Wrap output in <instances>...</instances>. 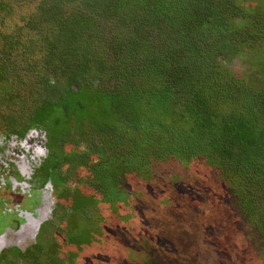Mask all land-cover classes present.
<instances>
[{"label": "rangeland", "instance_id": "374dc122", "mask_svg": "<svg viewBox=\"0 0 264 264\" xmlns=\"http://www.w3.org/2000/svg\"><path fill=\"white\" fill-rule=\"evenodd\" d=\"M80 2L89 3L87 0ZM67 3L72 14L58 13L51 17V13H45L44 18L55 21V32L65 33L66 45H70V41L72 45L76 44L80 58L91 48L92 32L90 24L77 14L83 4L75 7L74 0ZM190 3V14L196 13L197 3L193 0ZM42 5H46L42 0H0V202L3 203H0V253H6L8 257V262L1 260L0 264H264V222H257L261 233L253 223L247 222L254 217L248 209L258 207L259 197L251 195L250 199L247 197V203L240 199L237 202L231 193L235 186L233 171L226 174L228 182L220 173V177L214 178L217 170L206 164L203 155H198L199 160L195 162H185L183 157L179 166L184 174L171 170L174 176L166 177L169 182L150 174V171L142 172L138 177L126 176V190L121 189V196L125 198L118 201L114 197L112 204L100 186L92 188L84 181L88 175L85 164L91 157L94 160L96 155L92 150L91 153L84 150V147L91 146L92 137L77 128L96 125L97 112L87 113L82 119L74 115L66 120H60L57 112H50V118L46 120L45 114L51 108L44 105L50 106L51 99L46 95L42 99L40 94L47 90V84L27 80L28 74L35 72L29 55L35 53V48L41 50L46 46H42L44 41L38 46L31 41L29 45L33 46L23 54V43L17 36L18 27ZM126 7L122 2L115 8L117 21L121 18L119 15L124 17L127 14ZM241 7H249L253 12L237 11L232 19L240 29L239 39L233 43L235 51L225 57L219 55L216 58L217 72L212 74L214 68L210 67L205 69L204 76L209 75V82L211 77L233 74L238 87L264 89V73L261 72L264 71V2L238 0V8ZM70 23L74 27H69ZM23 24L28 26L26 22ZM108 27L111 35L117 33L112 26ZM67 51L73 50L69 46ZM48 56L51 57L49 53ZM20 60L31 65L20 64ZM81 62L85 64L87 61L83 58ZM78 64L80 61L71 56L63 67L65 73L57 75L61 80L58 91L63 97L66 88L76 93L80 81H93L92 77H85L87 75ZM18 72L22 74L19 76ZM38 79L44 81L42 74ZM25 101L28 107H25ZM35 101H38L36 105ZM188 122L181 120L177 124L178 130L185 129L184 124ZM74 147L77 148L75 151ZM173 149L174 157L175 154L188 153L185 149L176 150L175 146ZM190 150L196 152L192 146ZM61 151L66 157L57 159L56 166L68 179L65 177L61 192L65 197L57 199L53 178L44 170L52 169L46 161L56 159ZM78 153L89 156L87 161L81 166L74 164L77 167L72 170L67 169L72 167L70 158L83 159ZM165 153L167 151L162 155ZM163 162L167 163V160ZM16 166L21 180L33 178L44 184L43 188L40 186L41 202L33 214H23L24 224L20 227L12 225L10 215H4V210L19 212L24 203L32 206V198L24 201L30 188L28 182L17 183L12 178ZM78 178L81 181L78 182ZM75 188L77 192L73 191ZM45 200L51 203L46 211ZM56 202L65 207L56 210ZM38 218L42 219L39 225L36 223ZM45 225L47 231L42 235L39 230ZM39 243L42 250L37 247ZM32 247L33 250L37 248L34 255H23V262L12 253ZM48 251L50 256H47Z\"/></svg>", "mask_w": 264, "mask_h": 264}, {"label": "trees", "instance_id": "16d2710c", "mask_svg": "<svg viewBox=\"0 0 264 264\" xmlns=\"http://www.w3.org/2000/svg\"><path fill=\"white\" fill-rule=\"evenodd\" d=\"M193 1L198 10L190 14L191 0H74L75 7L83 4L77 14L90 24L92 32L91 48L78 58L76 44L70 41L66 45L65 33L55 32V21L44 18L45 13H51V17L72 14L69 0H42L46 5L36 8L18 27L17 36L25 44L21 45L23 54L33 46L29 45L31 41L34 46L44 41L42 46L47 48H35V53L29 55L35 72L28 74L27 80L47 84L46 93L40 94L42 99L44 95L51 99L50 106L44 105L51 108L45 114L46 120L50 112H57L60 120L74 115L82 119L87 113L97 112L96 125L77 128L92 137L91 146L84 150L96 155L85 164L88 175L84 181L92 188L100 186L110 204L114 197L118 201L125 198L121 194L122 187L126 190V176L138 177L150 171L169 182L166 177L174 176L171 170L184 174L179 166L183 157L185 162H195L198 155H203L206 164L217 170L214 178L220 173L228 182L226 174L233 171L235 186L231 193L237 202L245 200V204L247 197H259L258 207L248 209L254 217L247 222L261 233L257 222H264V89L238 87L233 74L223 73L211 77L209 82V75L204 76L210 67L214 68L210 69L212 74L217 72L219 55L225 57L235 51L233 43L239 39L240 29L232 19L237 11H253L249 7L238 8V0ZM122 2L127 14H118L121 18L117 21L115 8ZM68 26L74 27L72 23ZM108 26L117 33L112 36ZM69 46L72 52L67 51ZM71 56L80 61L79 69L93 81H80L76 93L66 88L63 97L58 91L61 80L57 75L65 73L63 67ZM83 58L85 64L81 62ZM22 63L31 65L20 60ZM39 74L44 81L38 79ZM48 74L51 75L47 77ZM24 105L29 104L25 101ZM181 120L189 122L184 124L185 129L178 130ZM173 146L188 153L174 157ZM191 146L195 153L190 152ZM163 151H167L165 156ZM62 152L53 158V165L50 160L46 162L52 166L53 183L60 192L64 190L66 175L56 163L57 159H65ZM78 155L83 159L70 158L72 167L67 169L77 167L74 164L83 165L89 157ZM242 206L239 204L240 210ZM39 247L43 249L40 243ZM35 249L12 253L23 262V255L33 256ZM7 259L6 253L0 254V262Z\"/></svg>", "mask_w": 264, "mask_h": 264}, {"label": "flooded vegetation", "instance_id": "af4514ba", "mask_svg": "<svg viewBox=\"0 0 264 264\" xmlns=\"http://www.w3.org/2000/svg\"><path fill=\"white\" fill-rule=\"evenodd\" d=\"M49 151V150H48ZM49 157V155H47V157H46V159ZM51 160V159H50ZM46 160H44L43 162H45ZM47 162V161H46ZM48 164H49V162H48ZM16 168V174L15 175H13V180L15 181V182H17V183H25V182H28V184H29V186H30V188H29V192H28V194H26V197L27 198H24V201L26 200V199H31L32 198V202L30 203L32 206H30V205H28V206H26V203H24V208L23 209H19L18 211L19 212H17V213H14V210H12L11 212H8V210H4V215H10L11 216V218H12V225H15L16 224V226L17 227H20L21 226V224L24 222V219H23V214L24 213H29V214H33V210L38 206V204H39V202H41V199H42V197H41V190H42V188H43V186H44V184H40V182H38V180L36 181V180H33V178H30V179H26V180H21L20 179V172H19V169H18V167L16 166L15 167ZM44 171H46V172H48V175H50V177L52 178V172H51V169L50 170H44ZM34 172L36 173V170H34ZM38 172V171H37ZM47 180V179H46ZM49 180V179H48ZM33 181H34V183H33ZM50 182V181H49ZM52 185H53V183H52V181L50 182ZM40 186H42V188H40ZM36 187V188H35ZM39 187V188H38ZM54 192L56 193V195H57V199H60V197H62V196H64L61 192H60V190H57V188L55 189L54 188ZM65 197V196H64ZM1 203V202H0ZM2 205H3V203H1ZM51 203H48V201L47 200H45L44 201V209H45V211H46V207L48 206V205H50ZM55 207L57 208L56 210H58L59 208H64L65 206H63V205H61L60 203H58V202H56L55 203ZM56 210H55V212H54V214L56 213ZM32 217H34L33 215H32ZM41 221H42V219L41 218H38V220L36 221V223L39 225L40 223H41ZM24 224V223H23ZM3 229V228H2ZM43 230V231H42ZM39 231H41L42 232V235H45V231H47V226L45 225L44 227H42V229L41 230H39ZM3 243V242H2ZM39 247V246H38ZM11 249H14V247L13 248H11ZM31 249H33V247L31 248ZM19 250V249H18ZM28 250H30V249H28ZM21 251V250H20ZM26 251V250H25ZM0 254H2V252L0 253Z\"/></svg>", "mask_w": 264, "mask_h": 264}]
</instances>
